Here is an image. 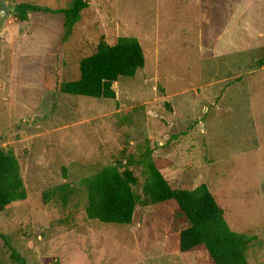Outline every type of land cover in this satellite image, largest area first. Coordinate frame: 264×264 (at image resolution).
Wrapping results in <instances>:
<instances>
[{
    "label": "rangeland",
    "instance_id": "rangeland-1",
    "mask_svg": "<svg viewBox=\"0 0 264 264\" xmlns=\"http://www.w3.org/2000/svg\"><path fill=\"white\" fill-rule=\"evenodd\" d=\"M88 2L67 40L63 15L0 20V150L17 158L27 194L0 213V233L27 264H214L202 246L179 251L188 222L174 201L137 205L130 225L86 217L79 181L121 163L140 196L149 150L171 161L160 170L171 188L205 184L229 228L255 237L247 264H264V0ZM122 37L138 39L145 66L113 84L115 99L59 92L101 41ZM64 183L65 208L44 202ZM9 256L0 239V264H16Z\"/></svg>",
    "mask_w": 264,
    "mask_h": 264
},
{
    "label": "trees",
    "instance_id": "trees-1",
    "mask_svg": "<svg viewBox=\"0 0 264 264\" xmlns=\"http://www.w3.org/2000/svg\"><path fill=\"white\" fill-rule=\"evenodd\" d=\"M89 7L88 0H71L68 8L49 9L31 3H21L12 11L17 21L25 22L31 13L63 15L64 40L72 34L81 13ZM145 66V56L138 39L122 37L114 45L101 41L96 51L79 63V78L58 85L60 93L95 99H115L112 86L120 78H133ZM165 154L173 145L168 142L161 147ZM142 156L144 175L142 194L133 191L137 178L129 169L120 171L121 163L108 165L91 177L81 179L86 188V217L103 224L130 225L137 205L145 207L174 201L185 216L188 226L179 235V251L189 252L204 247L214 264H247L246 252L255 237L233 232L208 187L202 184L194 190L173 189L160 170L171 165L165 158L153 159L150 153ZM73 193L71 184L64 183L42 194L44 202L56 199L62 208L68 205ZM27 199L21 178L18 160L11 151L0 150V213L23 204ZM0 239L10 250V260L16 264H27L5 235Z\"/></svg>",
    "mask_w": 264,
    "mask_h": 264
},
{
    "label": "water",
    "instance_id": "water-1",
    "mask_svg": "<svg viewBox=\"0 0 264 264\" xmlns=\"http://www.w3.org/2000/svg\"><path fill=\"white\" fill-rule=\"evenodd\" d=\"M14 10L13 7H8L5 0H0V20L10 16V13Z\"/></svg>",
    "mask_w": 264,
    "mask_h": 264
}]
</instances>
